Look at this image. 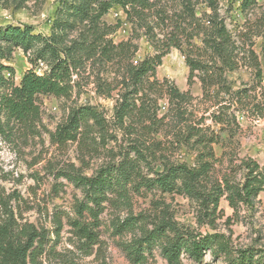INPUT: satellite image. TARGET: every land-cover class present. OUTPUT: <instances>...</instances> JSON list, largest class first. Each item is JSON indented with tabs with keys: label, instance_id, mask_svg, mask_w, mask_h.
Segmentation results:
<instances>
[{
	"label": "trees",
	"instance_id": "1",
	"mask_svg": "<svg viewBox=\"0 0 264 264\" xmlns=\"http://www.w3.org/2000/svg\"><path fill=\"white\" fill-rule=\"evenodd\" d=\"M4 1L0 0V4ZM163 1L169 0H61L49 36L36 34L34 27L28 25L0 27L2 134H11L16 126L31 129L40 122L38 97L69 98L76 86L73 77L84 60L94 59L99 54L108 61L118 58L128 62L121 81V94L114 108V120L119 129L133 134L139 132L142 136L123 158L93 176L75 170L60 174L83 196V200L77 203V217L70 221V225L79 240L90 248L99 240L97 229L106 205L115 209L131 207L134 196L145 191L184 195L197 202L201 215L210 221H214L222 213L220 203L223 198L236 213L242 207L254 208L259 195L264 193V166L251 159L244 160L240 166L244 171L243 182H237L229 176L213 179L214 163L218 161L213 145L219 143L220 138L215 133L210 134L209 127L201 126L205 121L203 118L201 123L189 124L185 126V130H179L175 135V142L179 146L198 151L194 167L186 163H170L165 159L159 162L162 167L160 171L152 167L151 161L157 160L154 150L161 148L162 141L154 139L149 143L147 136L153 132L159 133L167 120H183L192 113L189 109L194 100L192 92H182L168 80L160 82L156 77L157 68L162 65L163 58L170 53L172 47L179 49L185 57L190 70L189 88L196 78L201 82L202 100L226 102L225 98H221L223 93L225 96L229 95L230 99L244 93L247 95L242 90L233 92L227 77L246 62H250L259 81H264V72L256 52L252 48L246 50L241 45L244 41L242 35L246 34L241 32L238 38L234 37L221 18L214 0L208 2L212 13L208 17L207 28L196 17L191 7L193 3L184 0L189 16L198 23L196 36L201 37L202 46L191 44V40H188L189 46L184 49L174 36L165 41L157 40L148 16ZM255 1L242 0L241 10L247 11ZM114 8L123 9L127 18L145 29L156 51L155 55L136 64L134 57L138 49L132 40L119 44L112 41L99 44L104 39L101 32L102 19ZM162 21L165 23L164 18ZM81 27L85 31L76 40L69 41L70 35ZM257 28L258 26L251 27L250 31ZM182 30V33H186V29ZM258 36L264 39V12L259 16ZM17 49L28 55L34 67L39 62H44L49 71L39 75L33 68L24 74L21 84L16 86L4 75L5 71L14 70L3 62L10 61ZM102 87L104 84L97 85L99 91H105ZM164 94L168 97L169 109L160 117L159 99ZM221 113L224 114L223 111ZM231 116L234 118L233 114ZM212 117L217 119L216 113ZM90 123L105 143L109 124L104 114L94 106L73 109L67 121L58 126L52 140L62 145L68 142L80 143L89 137L86 134ZM145 171L151 174H145ZM14 200L20 199L6 194L0 185V264H39V259L46 253L49 233L20 219L22 216H18L12 203ZM57 226V236H60V219L57 220ZM115 230L118 235L132 234L131 240L121 245L131 264H148L155 248L160 249L168 264H184V253L196 263H201L209 252L214 256L224 255L227 264H264V250H234L225 235H196L181 229L170 216L150 222L143 215L131 216L116 225Z\"/></svg>",
	"mask_w": 264,
	"mask_h": 264
},
{
	"label": "rangeland",
	"instance_id": "2",
	"mask_svg": "<svg viewBox=\"0 0 264 264\" xmlns=\"http://www.w3.org/2000/svg\"><path fill=\"white\" fill-rule=\"evenodd\" d=\"M190 1L196 17L205 23V28L209 27L208 17L212 13L209 0ZM214 1L234 37L238 38L241 32L246 34L242 35L244 41L241 45L246 50L252 48L256 52L264 72V39L258 36L264 0H256L245 12L240 8L242 0ZM60 3L61 0H5L0 4V27L28 25L34 27L36 34L49 36ZM185 8L184 0H169L163 1L149 13V24L154 26L157 40L165 41L174 36L184 49L189 46L188 40H191V44L202 46L201 37L196 36L198 23ZM255 26L258 28L250 31ZM182 29H186V33H182ZM84 31L85 28L81 27L70 35L69 41L76 40ZM101 32L104 35L99 42L101 45L106 41L119 44L132 40L138 49L134 61H142L156 54L145 29L127 18L121 8L112 9L102 19ZM3 63L14 70L5 71L4 75L16 86L21 84L24 74L33 68L39 75L49 71V68L46 72L40 70L42 64L47 67L45 63L39 62L34 67L21 49L14 52L10 61ZM127 64L126 60L118 58L108 61L99 54L94 59L84 60L73 77L76 86L69 98L38 97L40 122L31 129L16 126L11 134L0 133V185L6 194L20 199L12 202L18 216H22L20 219L49 233L46 253L39 259V264H131L121 245L129 242L132 234L118 235L115 226L131 216L139 215L147 217L149 222L170 216L181 229L196 235H225L234 250H264V193L259 195L254 208L242 207L236 213L223 198L220 203L222 213L210 221L201 215L198 203L184 195L145 191L134 196L131 207L115 209L106 205L97 229L99 240L91 248L74 234L70 221L77 217V203L83 200V196L60 174L75 170L93 176L123 158L142 136L139 132L133 134L119 129L114 120V108L121 94V81ZM189 71L183 53L174 47L157 68L156 77L160 82L168 80L182 92L190 90L194 100L189 107L192 113L185 119L167 120L159 133L153 132L147 136L149 143L154 139L162 141L161 148L154 150L157 160L151 161L152 167L160 171L162 167L159 162L162 159L194 167L198 151L179 146L175 142V135L189 124L201 123L203 118L205 121L201 126L209 127V133H215L220 138V142L213 145L218 159L214 163L213 179L229 176L243 182L244 171L240 166L244 160L251 159L264 166V81H259L250 62H246L227 77L233 92L242 90L247 95L244 93L230 99L229 95L223 93L221 98H225L226 102L202 100L201 82L196 78L193 86H188ZM99 84H104L102 88L105 91L98 90ZM82 106H94L104 114L109 124V134L104 139L106 142L101 140L100 133L93 130L90 123L86 134L89 137L80 143H54L52 135L58 126L67 121L73 109ZM168 109V97L164 94L159 99V116L166 114ZM215 113L217 119L212 117ZM83 130L87 133L85 128ZM145 174L151 173L145 171ZM59 219L62 229L60 236H57ZM182 259L184 264H227L224 255L214 256L211 252L201 263H196L185 253ZM148 264L168 263L160 249L155 248Z\"/></svg>",
	"mask_w": 264,
	"mask_h": 264
},
{
	"label": "built area",
	"instance_id": "3",
	"mask_svg": "<svg viewBox=\"0 0 264 264\" xmlns=\"http://www.w3.org/2000/svg\"><path fill=\"white\" fill-rule=\"evenodd\" d=\"M41 63H44V62H41ZM135 63L137 64L138 61L136 60ZM40 70L46 72V71H48V66L45 67V66L42 64V66L40 67ZM9 76H10V74H9Z\"/></svg>",
	"mask_w": 264,
	"mask_h": 264
}]
</instances>
